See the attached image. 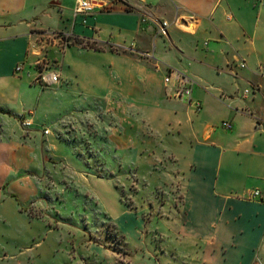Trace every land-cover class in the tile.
Wrapping results in <instances>:
<instances>
[{"label": "crops", "instance_id": "obj_1", "mask_svg": "<svg viewBox=\"0 0 264 264\" xmlns=\"http://www.w3.org/2000/svg\"><path fill=\"white\" fill-rule=\"evenodd\" d=\"M94 1L83 24L74 0H0V220L19 212L9 195L23 205L53 185L44 150L94 136L132 162L131 205L107 217L121 264H264V0ZM49 53L59 82L36 104L64 113L35 146L17 118ZM168 68L192 81L189 104L166 94ZM46 86L67 101L49 106Z\"/></svg>", "mask_w": 264, "mask_h": 264}, {"label": "rangeland", "instance_id": "obj_2", "mask_svg": "<svg viewBox=\"0 0 264 264\" xmlns=\"http://www.w3.org/2000/svg\"><path fill=\"white\" fill-rule=\"evenodd\" d=\"M54 56L48 55L50 65L46 74L56 70ZM29 88L33 94L19 117L30 118L32 125L27 129L20 123L19 126L28 132H39L38 143L31 142L40 146L42 129L53 132V122L64 111L55 115L52 114L57 112L55 109L42 112L36 104L42 87L36 84ZM43 91L49 92V97L45 95L49 106L67 101V98L57 101L52 86L44 87ZM30 111L32 115L28 114ZM44 152L45 174L53 185L46 189L42 183L30 202L23 205L9 195L19 212L12 211L0 220V264H101L109 261L108 250L121 256L114 258L121 264L125 261L119 246L121 239L107 217L117 219L120 211L131 205L128 199L132 191L125 185L126 176L133 171L130 158L94 136L90 140L77 136L70 141L64 136L57 150ZM124 197L126 200L122 202Z\"/></svg>", "mask_w": 264, "mask_h": 264}, {"label": "built area", "instance_id": "obj_3", "mask_svg": "<svg viewBox=\"0 0 264 264\" xmlns=\"http://www.w3.org/2000/svg\"><path fill=\"white\" fill-rule=\"evenodd\" d=\"M96 9H101V4L99 2H96L94 0H74L72 14L74 17L77 15H81L83 17L82 23L85 24L87 16L93 15ZM150 19L156 25V36L167 38V28L169 26V22L162 19L152 18L151 14L147 11H143L140 13V22H145ZM142 55L145 57H150V53L148 52L142 53ZM238 65L240 68L245 67L243 61H240ZM16 70H18V68H16ZM36 81L41 86L47 84H56L59 82V74L56 72H50L48 73V75H39ZM163 84L165 92L169 97L180 100L184 103H190L192 81L185 75L172 68H168L167 74L163 78ZM248 93V89L243 90L244 96ZM28 114L32 115L33 113L30 111L28 112ZM19 123L21 127L25 129L29 128L32 125L31 119L25 117H19ZM221 125L226 129L231 128V124L229 122H223ZM46 132L47 131L44 130L43 133L46 134ZM250 197L258 198L259 192L257 190L251 192Z\"/></svg>", "mask_w": 264, "mask_h": 264}, {"label": "trees", "instance_id": "obj_4", "mask_svg": "<svg viewBox=\"0 0 264 264\" xmlns=\"http://www.w3.org/2000/svg\"><path fill=\"white\" fill-rule=\"evenodd\" d=\"M77 42L79 43V40H77ZM86 46L91 48V49H93V50H95V51H100V48L95 47L93 43H88L87 42Z\"/></svg>", "mask_w": 264, "mask_h": 264}]
</instances>
